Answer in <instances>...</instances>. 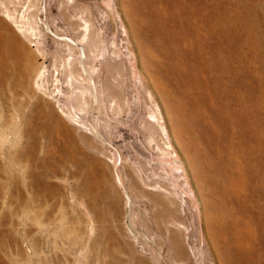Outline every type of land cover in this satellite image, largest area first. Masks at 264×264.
Segmentation results:
<instances>
[{
  "label": "rangeland",
  "instance_id": "374dc122",
  "mask_svg": "<svg viewBox=\"0 0 264 264\" xmlns=\"http://www.w3.org/2000/svg\"><path fill=\"white\" fill-rule=\"evenodd\" d=\"M0 264H264V0H0Z\"/></svg>",
  "mask_w": 264,
  "mask_h": 264
}]
</instances>
